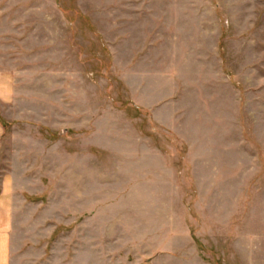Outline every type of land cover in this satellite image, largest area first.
<instances>
[{
	"label": "rangeland",
	"instance_id": "rangeland-1",
	"mask_svg": "<svg viewBox=\"0 0 264 264\" xmlns=\"http://www.w3.org/2000/svg\"><path fill=\"white\" fill-rule=\"evenodd\" d=\"M0 69L24 217L96 264H264V0H0Z\"/></svg>",
	"mask_w": 264,
	"mask_h": 264
},
{
	"label": "crops",
	"instance_id": "crops-1",
	"mask_svg": "<svg viewBox=\"0 0 264 264\" xmlns=\"http://www.w3.org/2000/svg\"><path fill=\"white\" fill-rule=\"evenodd\" d=\"M24 94L15 73L0 69V113L7 120H12L8 114L11 109L25 106ZM24 109L20 114L25 113ZM4 134L5 127L0 122V161L10 164L0 173V264H96L95 236L64 234L59 230L64 221L46 215L41 218L40 210L34 217H24L26 208L35 210L40 206L26 198L25 192L31 193L22 182L29 178V170L13 166L24 160L25 152L17 150L12 140L5 149ZM28 148L31 153L33 147Z\"/></svg>",
	"mask_w": 264,
	"mask_h": 264
},
{
	"label": "trees",
	"instance_id": "trees-1",
	"mask_svg": "<svg viewBox=\"0 0 264 264\" xmlns=\"http://www.w3.org/2000/svg\"><path fill=\"white\" fill-rule=\"evenodd\" d=\"M0 122L3 124L4 127L8 126V122L4 120L2 117H0Z\"/></svg>",
	"mask_w": 264,
	"mask_h": 264
}]
</instances>
